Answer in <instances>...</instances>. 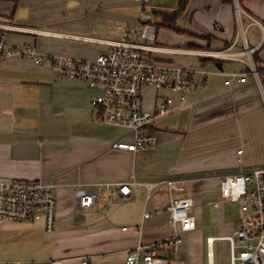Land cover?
<instances>
[{
    "label": "crops",
    "instance_id": "obj_1",
    "mask_svg": "<svg viewBox=\"0 0 264 264\" xmlns=\"http://www.w3.org/2000/svg\"><path fill=\"white\" fill-rule=\"evenodd\" d=\"M142 12L150 14L156 29V39L151 42L170 48L153 54L194 69L196 82L182 104L178 92L156 88L151 104L147 107L144 102L146 109L153 110L161 99L174 97L170 111L157 121L159 131L153 146L137 151L113 146L116 141H133V131L100 120L91 104L100 90L82 80L60 77L52 60L37 62L13 55L0 65V177L45 179L54 184L58 198L53 230H47L42 220L0 224V262L125 264L130 249L170 237L178 230L166 223L164 213L173 196L191 197L202 211L203 199L213 190L220 195L218 206L213 205L220 208L225 199L218 175L264 163V86L251 74L245 82L226 83L229 72H245L249 55L230 59L180 51L231 47L237 52L244 50L246 38L252 58L258 53L253 61L263 81L264 0H150L145 4L137 0L0 1L1 22L28 28L11 31L12 45L31 44L45 54L77 58L91 59L106 51L108 45L102 39L134 29L139 33L147 21ZM219 77L222 79L216 80ZM201 87L206 88L207 98L188 102L192 91ZM177 112L183 118L180 121L174 118ZM191 121L195 125L189 127ZM200 129L212 131V138L222 143L219 153L227 156L221 167L194 174L158 167L160 147L167 150L174 136ZM231 143L237 147L224 151ZM169 181L179 188H171ZM114 183L129 184L130 193L121 198ZM147 183L157 185L150 190ZM76 185L98 190L97 203L81 207ZM194 215L197 227L182 235L196 232L202 224ZM184 241L182 236L172 264H216L215 254L207 256L205 263L193 248L183 247ZM213 245L208 250L214 253Z\"/></svg>",
    "mask_w": 264,
    "mask_h": 264
},
{
    "label": "built area",
    "instance_id": "obj_2",
    "mask_svg": "<svg viewBox=\"0 0 264 264\" xmlns=\"http://www.w3.org/2000/svg\"><path fill=\"white\" fill-rule=\"evenodd\" d=\"M137 1L145 4L150 0ZM236 12L237 20L241 24V10L237 1ZM141 16L147 21L139 33L134 29L117 38L102 39L108 45L107 50L91 59L45 54L31 44L12 45L11 31L28 28L0 21V65L13 55L32 58L37 62L52 60L60 77L82 80L90 87L100 90L91 100L100 120L120 124L133 131V141H116L113 146L131 151L153 146L157 143L159 131L157 121L170 111L174 97L166 96L155 109L149 110L144 107L143 89L145 87L172 89L179 93V100L184 103L196 82L193 78L194 69L159 59L153 54L160 49L170 48L151 42L157 36L154 25L150 23L151 16L147 12H142ZM241 31L244 33L243 28ZM246 40L245 38L244 50L237 52L230 50L231 47L200 51L186 48L180 51H195L212 57L230 59L247 53L249 63L245 72H229L226 83L245 82L248 74H251L263 88L260 71L252 58V48ZM241 152L242 150H239V153ZM218 176L221 196L225 200L239 204L240 216L232 233L208 237V247L212 246L216 239H225L230 243L231 264H264V163L223 172ZM114 184L119 188L121 198L130 193L129 184ZM169 184L173 189L179 188L170 181ZM156 185L157 183H147L150 190ZM74 188L81 207L90 208L97 203L98 190L88 189L83 185H76ZM57 205L54 184L45 179L0 180V224L7 220L19 222L42 220L47 230H53L57 221ZM193 205L191 197L173 196L164 213L166 223L178 226V230L170 237L145 245L139 244L130 249L125 264H172L182 242V232L197 227V220L192 212ZM215 205L218 206V202ZM149 215L150 212L145 213V216ZM213 255V251L208 250V256ZM59 262L60 260H56L53 264ZM0 264L24 263L0 262ZM82 264H88V261L84 260Z\"/></svg>",
    "mask_w": 264,
    "mask_h": 264
},
{
    "label": "rangeland",
    "instance_id": "obj_3",
    "mask_svg": "<svg viewBox=\"0 0 264 264\" xmlns=\"http://www.w3.org/2000/svg\"><path fill=\"white\" fill-rule=\"evenodd\" d=\"M0 1H3V0H0ZM171 44L177 45V43H171ZM196 50L200 51L201 49H196ZM191 59H194V58L191 57ZM219 79H222V78L219 77L216 80H219ZM156 91L158 92V90L154 88L143 89L145 106L148 107L149 104H151L152 96L156 94L155 93ZM168 91L170 90L168 89ZM204 91H206V88L204 87L193 90L192 91L193 99L192 98L189 99L188 102L202 101L205 98H207L206 93H203ZM198 98L199 100L197 101L194 100ZM161 102H162V99L160 103ZM189 115H190V112H189ZM174 118L180 121L181 115L178 114L177 112L176 114H174ZM192 124L195 125L194 121H191V124L189 127H191ZM229 125L231 129H234V126H232V124H229ZM238 129L239 127H237L236 131ZM124 131H127L129 133L127 129H124ZM212 135H213L212 131L205 132L204 130L200 129V130H195L194 132H191L190 134H187L186 136H183L182 134H179V136H174V138H171V140L169 141V146L165 148L167 150H164V147H160V150H159L160 151V160H159L160 163H158V167L162 169L166 168L167 172L193 173V174L195 172H200L202 170H209L211 168L221 167L220 162H222L223 158L227 155H225L226 153H223L222 155H220L221 153L219 152L222 151V147H221L222 143L219 140L213 139ZM233 147H237V144L231 143L228 147H225V148L223 147V150L229 152L233 150ZM14 178H23V177H8L7 179H14ZM1 179L2 177H0V180ZM213 183L214 185H216L214 180H213ZM163 190L166 191L167 196H168L167 189L163 188ZM156 191H153L151 193L152 198H154ZM165 191H161V192H165ZM105 192L106 191L104 190L102 191L101 200L104 198ZM209 192L210 194L202 201V205H203L202 211L201 210L199 211L198 204L194 205V207L192 208V212L197 215L199 220H201L202 224L199 226L196 232L184 233L182 235L185 240L183 243V247L185 248L188 247L191 249L193 248V251L196 252L195 255L202 257L203 262L205 263H207V256H208L207 252L209 249L208 243H207V237L210 235L211 236L225 235L226 233L233 232L235 230L234 222L237 223V221L239 220V216H240L238 203H232L229 200H225L221 203L220 208H217L213 204L214 202L220 199V195L218 193L214 195L213 190ZM209 201H211L212 204L209 203ZM165 208L166 206L164 207V209ZM127 209H130L131 211H133V209L130 207ZM221 211L224 212L223 216L220 215ZM213 246H214L216 264H229V261L231 264L229 241H226L225 239H218L217 241L214 242Z\"/></svg>",
    "mask_w": 264,
    "mask_h": 264
},
{
    "label": "trees",
    "instance_id": "obj_4",
    "mask_svg": "<svg viewBox=\"0 0 264 264\" xmlns=\"http://www.w3.org/2000/svg\"><path fill=\"white\" fill-rule=\"evenodd\" d=\"M227 1H231L232 2V0H227ZM253 54H254V56H256V57H253L254 60H256L257 58H259V57H257V54H258L257 51H255Z\"/></svg>",
    "mask_w": 264,
    "mask_h": 264
},
{
    "label": "water",
    "instance_id": "obj_5",
    "mask_svg": "<svg viewBox=\"0 0 264 264\" xmlns=\"http://www.w3.org/2000/svg\"><path fill=\"white\" fill-rule=\"evenodd\" d=\"M220 64V63H219ZM263 81H264V76H263Z\"/></svg>",
    "mask_w": 264,
    "mask_h": 264
}]
</instances>
